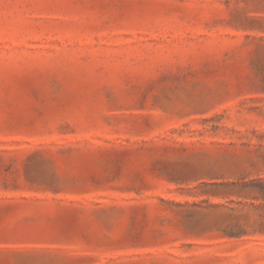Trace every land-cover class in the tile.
<instances>
[{"label": "rangeland", "instance_id": "obj_1", "mask_svg": "<svg viewBox=\"0 0 264 264\" xmlns=\"http://www.w3.org/2000/svg\"><path fill=\"white\" fill-rule=\"evenodd\" d=\"M0 264H264V0H0Z\"/></svg>", "mask_w": 264, "mask_h": 264}]
</instances>
